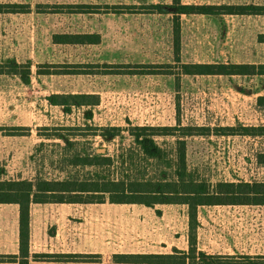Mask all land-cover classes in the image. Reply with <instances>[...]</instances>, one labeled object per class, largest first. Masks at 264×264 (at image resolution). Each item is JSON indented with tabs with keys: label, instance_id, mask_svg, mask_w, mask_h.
<instances>
[{
	"label": "rangeland",
	"instance_id": "rangeland-1",
	"mask_svg": "<svg viewBox=\"0 0 264 264\" xmlns=\"http://www.w3.org/2000/svg\"><path fill=\"white\" fill-rule=\"evenodd\" d=\"M8 4L28 6L29 12L0 14L1 180L63 179L68 171L81 177L94 169L73 170L62 161L98 149L115 159L132 144L136 127L264 125L258 102L264 76H179L181 65H264V15L250 14L264 9V0H0ZM180 5L240 6L247 14L185 15ZM55 35H97L99 42L56 45ZM118 71L131 75L113 74ZM68 94L95 95L98 105L74 108L69 115L49 105L48 97ZM110 128H119L126 140L104 142L103 130ZM210 129L208 137L182 139L188 173L211 185L264 182V166L255 157L264 152V138H228L220 128ZM178 136L155 138L167 158L158 168L136 159L139 171L148 177L156 170L173 175L167 166ZM244 209L199 207L196 249L221 263L264 264V214ZM152 212L165 236V244L157 246L166 250L158 251L188 252L187 206H156Z\"/></svg>",
	"mask_w": 264,
	"mask_h": 264
},
{
	"label": "trees",
	"instance_id": "trees-1",
	"mask_svg": "<svg viewBox=\"0 0 264 264\" xmlns=\"http://www.w3.org/2000/svg\"><path fill=\"white\" fill-rule=\"evenodd\" d=\"M238 8V9H236ZM252 9L250 14H263L264 9ZM179 13L190 15L193 13L206 16H220L235 14V10L245 13L244 7L231 5L219 6H179ZM217 11V12H216ZM29 12L28 6L15 4L0 5V14H19ZM96 39V41H93ZM54 44L82 45L97 44V35H55ZM128 68H133L129 66ZM129 71H118L113 74H130ZM23 76V83L29 84V67ZM135 74V73H132ZM181 76H264V65L254 66H208V65H181ZM51 106L60 107L63 113L69 115L72 109L95 107L98 97L95 95H52L48 97ZM259 106L264 107V97L258 99ZM89 115V119L91 118ZM213 129L205 127L194 128H153L136 127L130 133L132 144L124 153L115 159L105 150L98 149L94 154L73 153L63 160L67 167L91 169L81 177L77 173L66 172L63 179H45L35 177L33 180H1L0 204L16 205L19 210V257L18 264H28V231L29 210L31 204H100L106 200L118 205H140L147 208L162 205H183L188 208L190 218L188 252L173 249L172 254L150 255H118L113 258L118 264H226L216 261V257L199 252L195 246V225L197 209L199 207L215 206H264V182H218L214 185L198 180L187 171L186 141L182 139L193 136L208 137ZM221 136H247L252 138L264 137V127L220 128ZM216 131V132H217ZM178 133L177 151L167 168L173 169V175L167 171L156 170L154 177H148L146 171L140 172L135 165L136 159L158 162L167 157L156 143L157 137L174 136ZM119 128L103 130L101 135L106 143L119 139L120 143L126 140L119 135ZM65 146L72 149L74 144L70 139L59 136ZM134 146V147H133ZM174 162V166H171ZM258 166H264V152L256 155ZM34 259L50 260L61 259L69 261L91 262L90 256H35ZM16 262L15 257L0 256V263ZM248 264H251L250 262Z\"/></svg>",
	"mask_w": 264,
	"mask_h": 264
},
{
	"label": "crops",
	"instance_id": "crops-1",
	"mask_svg": "<svg viewBox=\"0 0 264 264\" xmlns=\"http://www.w3.org/2000/svg\"><path fill=\"white\" fill-rule=\"evenodd\" d=\"M179 76H181L180 72ZM260 110L264 112V108ZM196 126L205 128L264 127V125H245L239 122L226 126L220 124ZM215 207L258 209L259 213L264 214V206ZM152 211L153 208L112 204L107 200L100 204H31L28 264H118L113 260L118 255L162 254L158 250H166V248L157 245L165 244V236L159 234L162 226L158 219L154 220L156 217H152ZM19 229L18 206L0 204V256L16 258V262L0 264H18ZM198 251L202 252L200 249ZM181 252L187 253V251ZM42 255L90 256L93 259L90 260L91 262L34 259L35 256Z\"/></svg>",
	"mask_w": 264,
	"mask_h": 264
}]
</instances>
